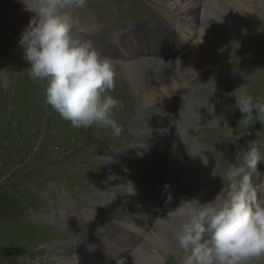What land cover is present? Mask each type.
<instances>
[{
	"label": "rangeland",
	"instance_id": "1",
	"mask_svg": "<svg viewBox=\"0 0 264 264\" xmlns=\"http://www.w3.org/2000/svg\"><path fill=\"white\" fill-rule=\"evenodd\" d=\"M216 1L217 0H214V2L209 5V10L211 11L210 14L208 12L206 16L210 17L209 20L211 22L218 24V21L219 23L222 22H220L219 18L214 13V11L219 8L217 7L218 2ZM246 1L249 5L248 10L251 12L246 14L252 15L250 19L253 21V26L245 25V28L249 29L254 35L255 39L253 44H248L241 39L239 42L231 41L226 43V41H224L223 47L220 50L214 53L212 52L207 61L197 65V68L189 73H176L175 67L178 60L175 63L174 69L173 67L162 69L165 66L160 65L155 56L151 54L144 55L148 53L146 49L151 48L152 45H156L157 42L160 41V34L154 29L157 28L156 26L142 27V30H139L138 26H136L139 31L135 30L133 34L130 35L131 37L125 40L126 42L121 43L113 52H111L110 49H104L105 52L109 53L106 57L114 62V67L117 72L116 88L111 95L122 104L121 108L115 110V118L123 129L119 136L114 135L109 128H74L71 126L70 122L62 119L59 113L47 107L44 103L43 86L28 77V65L22 59L23 50L19 45V41L21 39L20 36H22L27 26L25 27L22 24L14 26V22L0 21V35L5 36L7 40L6 42L0 37V41L4 42V48L5 51H7V54L4 53V55L0 57V264H68V261L73 260L74 258H72V255L67 253L65 249L64 251L58 252L50 247L49 249L45 248L46 246L44 245L70 242L75 238L71 236L72 239H70L69 235L63 231L62 227H57L52 223L49 219L50 217H55V219L61 218V221H63V218L73 220V217H75L74 222L77 223L76 226H79L80 222H83L84 225L82 230L86 233L87 230L90 231V238L94 242H97V239L100 241L106 239V241L101 244L104 250L108 246L109 249L112 247L119 251L127 242L124 231L122 233L119 227V220L122 218L125 220L126 217H128V219L131 217L134 219L135 223L150 220V231H152V227L154 228L155 226L156 228L157 223L162 221L161 218L164 217L169 204H165L164 207H155L153 206L154 203L166 201L169 193L173 194L175 197L172 203L180 201L183 196L182 194L186 195V193L183 192L185 191L183 186L179 185L173 178L174 176L171 175V177L168 178L167 174H165L163 176L165 179L163 186L165 187L167 185L168 190L166 191H170L168 194H165L158 186L159 182L154 180L148 183L144 180L142 183H139V181H142L139 174L133 175L136 180L132 181L130 178L131 173L126 171H129L131 162H135L144 156L141 154L142 148L140 146L142 143L140 140L143 139L145 132H151V137H155L158 136V134L161 135L160 131L165 127L170 126L173 128V122L177 117L176 115H178L176 106L182 99L179 98L181 95L177 94L168 101L161 100L160 102L152 101L150 103L141 101L136 98L134 90L127 83V77L134 73L133 70L136 68L135 66H140V64H142L147 67L149 65L150 69L147 67L148 72L146 70L143 73L141 80H149V84L151 85V80H156L157 77L160 79L167 76L174 78L175 76L176 78H180L181 81L185 83V87L190 89L188 93L191 94L188 98L190 99L193 94L200 95L203 94L205 90L213 91L207 87V82L209 81L208 77L211 75L215 80L219 79L220 75L222 76L221 70H224V73H228V71L234 68L241 67L242 65L239 64L244 61L246 62V60L264 62V0ZM116 2H119L123 6V8L120 9H124L123 11H118L119 5L113 4ZM237 2L239 5L242 3V0H237ZM229 5L230 4H227L226 7ZM169 7L171 6L168 0H87L85 8L77 10L73 16L92 13L98 25L97 33H101L103 41L107 42L119 39L120 33L124 29H127L129 25L136 22L134 21L135 18L142 17L143 15H149L152 20L160 18L164 22L170 24L173 17L179 14V12ZM244 7V4H242L239 9L241 10L243 8L245 10ZM190 9L191 5L185 10V13L190 14ZM219 9L224 11L222 7ZM120 13L126 16L125 19L120 16ZM79 19L82 21L83 17ZM239 19L241 21L242 17ZM148 23L149 22H147V24ZM218 25L219 26H213L207 23L202 26L207 30L213 28L221 32L225 30L230 31L228 26L232 24ZM237 25H239V23H233L234 28H236ZM11 32L15 33V39L9 43L11 38L8 33ZM18 32L20 33L18 34ZM134 33L137 34L134 35ZM237 34L242 35L239 31ZM195 35L194 37H196ZM91 36H94V34H91ZM188 38L189 37H187V39ZM229 38H236V35ZM92 39L94 40V38ZM187 39H184L187 43L183 42L181 45H189L190 40L188 42ZM235 45L240 47L237 48ZM130 47H132V55L130 54ZM162 48H164V46H162ZM189 49L184 51H188ZM121 55L127 58L122 59ZM256 58L259 60L257 61ZM217 73L219 76H216ZM250 76L251 75H248L247 77ZM242 81H237L235 84L239 85ZM244 81L246 80L244 79ZM216 85L221 90L223 83L217 80ZM245 87H247L245 91L253 97L264 95V63L259 65L256 81H252L251 84H247ZM36 88L38 91H36ZM225 89L228 90L229 88ZM234 91L235 90L230 89L229 94ZM220 104H224V102L222 101ZM200 109L206 111L207 107L200 106ZM222 114L223 116H218L221 122L219 132L214 130L203 134L204 130L199 131L201 135L203 134L200 137V140L204 144L202 147H205L209 151V154L205 152L209 160L208 166H204L203 163L199 164L198 169L194 168L196 170L195 174L189 176L185 181L193 188L191 194H198L200 197L203 196L202 198L204 199L209 197V195L205 194L208 191L207 181L209 182L211 180V182L214 181L218 184L217 189L213 191L212 199H214L223 188V184H221L219 178L213 179L211 176H208L211 175L212 166L215 164V161L218 159L227 165V163L231 162L233 159L235 147L228 144L223 137H227L232 133L245 131L235 128L237 120L240 117L239 110L227 109L224 110ZM225 119L228 120L231 127L225 128L223 126ZM201 126L207 128L204 124H201ZM261 127L262 126L257 123L253 128L246 130L250 131L251 134L240 141V146L246 147L247 141L256 139V132L260 130ZM190 131V129H185L183 133L190 134ZM164 140L165 142H155L154 139L149 145L159 148L163 143L162 148L159 149V154L164 153L166 151L165 148H169L166 144L167 138H164ZM187 143L190 144L189 141H187ZM183 146L184 142L182 139H179L178 142H173L172 154L166 156L163 160L166 161V163H171V172L174 170L176 175L179 174L183 168ZM148 148L149 146H146L143 150H148ZM203 148L195 147L193 150L196 152L199 149L203 150ZM151 150L152 148H150V151ZM159 154L155 151V158L149 159L147 156L148 160L145 162V165L149 163L153 168L154 163L160 164L161 161H158L156 158ZM135 155L138 156L135 158ZM111 156L114 158L115 165L110 167L109 164L110 168L108 166L105 168L106 163L113 160ZM197 157L198 156L195 158ZM189 166L193 168L191 159L189 161ZM130 168L132 169V167ZM161 168L162 167H158L157 170ZM110 169L112 170V174L115 175L121 183L124 182L126 184L135 182L134 184H136L137 187L141 185L142 190L146 189V193L148 194H143V196H147L146 198L148 199H145L146 203L149 205L146 207L156 212L164 208L163 215L158 212L160 217L156 216L152 219L149 216L140 217L145 213H140L135 208L140 206L141 200L137 198V200H134L132 197L129 198L133 195H131V193L124 194L126 193L125 191L122 193L127 197L122 198L120 195V198H118V196L116 198L115 196L114 200L117 199L116 202L119 206H111L115 211L117 210L116 214L122 213L123 216L119 215V217L115 215L118 218L113 219L108 210L106 211L102 209L101 206L97 205L92 206V208H95L90 210L88 206H91L92 201L100 202V199L104 198L101 192L103 187L99 183L98 174L106 171L108 172ZM135 170L138 172L140 171L138 168H135ZM202 171H204V173ZM156 174L157 173L154 172V175ZM206 177L211 178H209V180ZM194 178L196 181L195 185L192 182ZM257 182L258 181H255L254 184H258ZM152 184L157 186L156 193L152 191L154 188L153 186H145L143 188L144 185ZM199 185L202 187H199ZM119 187H122V185ZM200 188L201 193H198ZM188 189L189 188H187V190ZM138 196L140 197V195ZM60 202L61 207H58L57 205ZM63 202L67 206L63 207ZM172 203L171 206L173 207ZM67 207L70 209H67ZM91 212L95 215L92 216L93 214ZM46 220H48V222H45ZM121 225H124V223ZM122 229L125 230L128 228L124 227ZM146 232L150 233L148 231ZM142 235L144 237V234ZM147 238H145V241ZM135 239H137L140 244L142 242L140 239L143 238L137 234ZM137 241L132 244L136 246L138 244ZM139 244L138 246H140ZM60 247L65 248L64 244ZM143 250L150 253L155 252V250L149 246L143 248ZM124 253L122 258L126 261H130L134 256V251L131 250ZM33 260L35 261L32 262ZM179 263L181 264V260L176 255V248L173 252L165 254V261L163 264ZM119 264H123L121 259H119Z\"/></svg>",
	"mask_w": 264,
	"mask_h": 264
},
{
	"label": "clouds",
	"instance_id": "2",
	"mask_svg": "<svg viewBox=\"0 0 264 264\" xmlns=\"http://www.w3.org/2000/svg\"><path fill=\"white\" fill-rule=\"evenodd\" d=\"M21 2L24 11L32 14L19 41L22 59L28 65V77L43 86L45 105L74 128H109L119 136L123 129L115 110L122 104L111 95L117 79L114 62L101 54L87 29L72 22L87 0ZM210 82L214 93V78ZM246 88L229 94L233 103L227 106L239 110L235 128L245 131L223 137L235 147L233 159L227 165L217 159L211 170V177L221 180L222 190L203 203L198 197H182L164 215L173 226L181 264H264V180L253 183L264 162V95L253 97ZM209 106L214 119L206 127L219 132L220 119L215 106ZM257 123L262 127L256 139L241 147L240 141L251 134L246 130ZM223 126L231 127L227 119ZM196 156L208 166L204 151ZM174 199L169 193L165 204Z\"/></svg>",
	"mask_w": 264,
	"mask_h": 264
},
{
	"label": "bare ground",
	"instance_id": "3",
	"mask_svg": "<svg viewBox=\"0 0 264 264\" xmlns=\"http://www.w3.org/2000/svg\"><path fill=\"white\" fill-rule=\"evenodd\" d=\"M168 1L170 2L169 4L171 6L169 8L170 9L171 8L176 9V11H178L180 15H184L185 14V10L188 8V5H191L193 3L195 11H196L195 15L200 16V17H201V15H200L201 8L205 7L208 4V0H168ZM221 1L224 2L225 0H221ZM221 1H219V2H221ZM223 2H221V3H223ZM198 3L200 4V6L195 7ZM247 3L244 2V0H242V3H240L239 5H238V2H231V3H229L230 4L229 6L224 8V11H221V9H219L220 7L218 8V10L214 11V13L219 18L220 22H222V23L226 22V24L233 23L234 22V18L237 19L236 16L233 15V13H232L234 10H236L235 11L236 13L238 12V10L240 11V13L242 14L241 15L242 20L240 21L239 25H237L236 28H234L233 24L229 25L228 28L230 29V31L229 30L228 31L225 30V31H221L220 32V31H217V30H215L213 28H211L210 30H207L206 28H204L202 26L201 27H199L198 25L194 26V21L190 25L186 26V25H182V23L180 21H178L177 25H178V28H179V32L181 34V39L183 40V42L187 43L184 39L185 38L187 39V37H189L187 40H188V42L190 40V43H189V45L186 44V46H184V45H181V41L178 42L179 46H181L180 49H179L180 54L181 55L183 54V56L177 59L178 63L176 64V67H175L176 73L177 72H179V73H189V72H191L192 70L197 68L196 67L197 65L203 64L205 61H207L209 59V57H210L212 52L214 53V52L220 50L223 47L224 41H226V43L227 42H231V41L239 42V40L241 39V40L247 42L248 44H253L254 39H255L254 35L252 34V32L249 29L245 28V25L253 26V21L250 19V17L252 15L246 14V13H251L248 10L249 7H248ZM242 4H244L245 10L243 8H242L243 10L239 9L240 5H242ZM221 5L222 4H220V6ZM210 9H212V8H210ZM227 9H229V10H227ZM261 12H263V11H261ZM229 14L231 16H229ZM80 17L81 16H78V15L72 16L73 23H75V25L77 24L76 26H78V27L87 28L89 30V32L91 34H94V36H95L96 33H97V26H98L97 23H95V19L94 18H92V19L84 18L81 21L79 19ZM238 18H240V17H238ZM30 19H31V14H30V12L24 11L23 4H22L21 0H0V21L14 22V24H13L14 26H19L20 24H22L23 26L26 27V26H28ZM84 20H86L87 22L84 21ZM85 22H86V26L83 25V24H85ZM214 22H216V21H214ZM218 24H221V23H219V21H218ZM218 24H217V26H219ZM13 25H11V26H13ZM238 31L242 35H240V34L238 35L237 34ZM19 33L20 32H18V34ZM12 34H14V33H12ZM194 35L196 37H194ZM235 35H236V38H229V37H233ZM189 47H190V49H189ZM186 49H189V50L188 51H184ZM22 53H23V51H22ZM152 58H154V57H152ZM144 60H145V58H144ZM0 63H1V61H0ZM128 67H130V66H128ZM135 67L136 68L133 70L134 73L128 75L127 83L134 90L136 98H138L139 100L144 101V102L146 101L148 103H150L152 101H156V102L159 101L160 102L161 100L168 101L169 99L173 98L175 95L182 93V91H181L182 90V85H180V83H181V79L180 78H175L173 80H168V79H165V78H161V79H158V80H155V81H154V79H152L151 82H150L151 83V85H150L149 84V80H141V77H142L143 73L147 70V67L150 69V66L148 65L146 67V65L140 64V66L137 65ZM157 67H158V65H157ZM122 68H123V66H122ZM147 72H148V70H147ZM123 75H124V73H123ZM152 75H153V73H152ZM189 81H190V79H189ZM31 83H32V81H31ZM36 91H38L37 88H36ZM127 107H128V103H127ZM172 113H174V112H172ZM176 116L177 117H176V119L173 122V128H171V132L169 131V133L171 135H175L176 133L183 132L185 129H189L191 127H196V126H199L201 124L207 125L209 121L214 119L212 114L204 113V112H197V110L195 108L183 109L182 112L179 113ZM215 116L218 117L217 115H215ZM154 122H155V120H154ZM137 124H138V122H137ZM140 124H141V122H140ZM161 127H162V125H161ZM138 133H139V131H138ZM150 134H151V132L150 133H148V132L144 133L143 139L145 141H147L146 143H151L152 141H154V139H155V142H157V141L163 142L164 141L163 137H159V136L151 137ZM139 138H141V137H139ZM154 153H155V151H154ZM147 156H148V153H146V155L143 157V158H145L144 159L145 161H140V162L135 161L134 163H132V165L130 166V167H132V169L131 168L130 169L132 170L131 172H132L133 175H138L139 172L143 168H147V169L152 170L156 165H158V163H154V167L153 168H152L151 164H149V163H146V165H145V162L148 160ZM151 158H155V156L153 155V156H151ZM195 163H197V164L201 163V159H200L199 156L197 158H195ZM136 164H138L139 166H142V167H139ZM135 168H138V170H140V171L139 172L136 171ZM202 172L204 173V171H202ZM208 176H211V175H208ZM98 177H99L98 178L99 183L103 187L101 192H102V195H103L104 198H101L100 202L99 201H97V202L96 201H92L91 206H88V207H90L89 209L92 210L93 208H95V207L92 208V206H94V205L101 206L102 209H105L106 211L108 210L111 213V217L113 219H117L118 218V217H116L117 215L118 216L119 215L123 216L122 213H117L116 214L117 210L115 211L111 207V206H113V207H115V206L118 207L119 206V204H117V202H116L117 199L114 200L115 196H116V198H117V196H118V198H120V195H121V197L123 198V197H127L124 194L131 193V195H133V196H130L129 198L132 197V198H134V200H137V199H139L138 195H140L142 192H146V189H144V191L142 190L141 185H139L137 187V185L134 184L135 182L134 183L129 182V183H126V184L124 182L121 183V181L118 180V178L115 175H113L112 173L107 172V171L104 172V173H99ZM206 178L209 179L211 177H206ZM142 182L143 181H139V183H142ZM192 182L195 185V183H196L195 178H194V181H192ZM121 185H122V187H119ZM212 185H213V183L211 182V180L209 182L207 181V186H208L209 190H211ZM144 187H145V185L143 186V188ZM131 189H132V191H131ZM123 191H125L126 193L123 194L122 193ZM199 192L201 193V188L199 189L198 193ZM182 195H183L182 197H186V198L190 199L191 193L186 194V195L182 194ZM192 196H199V195L198 194H193ZM121 201H122V199H121ZM179 203H180V201H178L176 203H172L173 207L171 206V204H169V206L167 207V211L170 210V209L175 208L176 206L179 205ZM71 204H73V203H71ZM64 206H67V205L64 203L63 207ZM84 207H86V206H84ZM67 209H70V208L67 207ZM91 213L93 214L92 216L95 215L93 212H91ZM129 214H131V213H129ZM146 214L151 216V217L154 216V214L151 213V212H147ZM161 219H162V221H159L157 223L156 228H155V226H154V228L152 227V231H150V233H147L144 230V229H146V225H145L146 223L145 224L131 223L132 221H134V219L131 218V217L129 219H128V217H126L125 220L123 218L119 220V227L120 228L129 227L131 230H134V232L136 234H138V235H140L141 233L144 234V238L143 239L148 237L147 240L144 241L143 244H142V242L139 244L138 241L136 240L137 243L140 246H138V244L136 245V249L134 250V253H133V255H134L133 258L130 261H126L124 259L123 264H163L164 263L165 254L173 252L174 249L176 248V244H175V241H174V238H173V235H172V233L174 231L172 224L167 219H165L164 217H162ZM122 223H124V225H121ZM42 231H44V230H42ZM147 246L153 248V250H155V252L154 253H150V252H146L145 250H143V248H145ZM68 263L69 264H74L72 260L68 261Z\"/></svg>",
	"mask_w": 264,
	"mask_h": 264
}]
</instances>
